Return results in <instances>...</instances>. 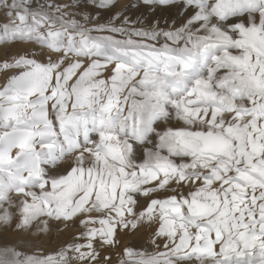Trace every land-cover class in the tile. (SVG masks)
Listing matches in <instances>:
<instances>
[{
  "label": "snow or ice",
  "instance_id": "6c2138e0",
  "mask_svg": "<svg viewBox=\"0 0 264 264\" xmlns=\"http://www.w3.org/2000/svg\"><path fill=\"white\" fill-rule=\"evenodd\" d=\"M142 2L0 0V228L83 229L0 264H264V0Z\"/></svg>",
  "mask_w": 264,
  "mask_h": 264
},
{
  "label": "bare ground",
  "instance_id": "6f19581e",
  "mask_svg": "<svg viewBox=\"0 0 264 264\" xmlns=\"http://www.w3.org/2000/svg\"><path fill=\"white\" fill-rule=\"evenodd\" d=\"M123 4L135 5V10L137 9L143 16L152 17L154 14H157V19H159V13H163L166 10L160 6L144 5L142 0H125ZM85 8L86 10L88 8L89 11H95L94 9L87 6L83 7V9ZM171 10L177 11L175 7H171ZM117 23L119 24V21ZM28 48L36 50L31 45H29ZM16 50L17 46L15 50H12V52H15ZM37 54L39 55V52H37ZM3 80L4 75L3 73H0V82H3ZM14 197L15 194H13V198ZM143 203V198H140V204L142 205ZM137 211H139V207L137 208ZM82 230L83 229L78 227L76 224L69 223L67 226H65V224H58L55 221L50 222L49 230L46 232L37 231L35 226L32 227L30 232L26 233H21L12 229L6 230L0 228V246L5 244L15 245L18 250L28 254L37 253L40 255H48L57 252L66 242L71 241L73 237ZM153 230L154 225L153 228H149L147 223H142L136 230L130 231L127 234H120L118 236V239L120 240V248L130 246L134 250H141L145 248L152 250V246L149 243V234ZM112 255L113 259L115 260V252H113Z\"/></svg>",
  "mask_w": 264,
  "mask_h": 264
},
{
  "label": "rangeland",
  "instance_id": "374dc122",
  "mask_svg": "<svg viewBox=\"0 0 264 264\" xmlns=\"http://www.w3.org/2000/svg\"><path fill=\"white\" fill-rule=\"evenodd\" d=\"M124 1L125 0H116V6H115V9H113V11L122 10L123 11V15L128 16L130 18V20H136L139 17V19H142L145 23H147L150 20H152L153 17H155V18L158 17L157 14H154L152 17L151 16L150 17L149 16H143V15L140 14V12L137 9L135 10V8H136L135 5H133V4L125 5V4H123ZM56 2L60 3V4L72 5L74 0H56ZM78 2H79V5H80V8L70 7L68 9V11L77 12V11H80V10H86V8L83 9L84 6L92 8L90 0H78ZM81 6H83V7H81ZM87 10H88V8H87ZM166 10H168V9H166ZM166 10L163 13H159V20H160L161 26H164V21L165 20H168L169 22H171V20L173 18H175L177 20V23H179L180 17L177 15V11H172V10L166 11ZM95 11H92L93 14H95ZM99 11L101 13L103 21H107L108 13L105 10H99ZM77 18L79 19V17H77ZM4 20H5V17L3 15V12L0 11V23L4 22ZM19 47H21V46L17 45V49ZM15 49H16V46H15ZM15 49L13 47L11 49V51L15 50ZM0 50H2V49H0ZM137 151L138 152L142 151V149L138 148Z\"/></svg>",
  "mask_w": 264,
  "mask_h": 264
}]
</instances>
